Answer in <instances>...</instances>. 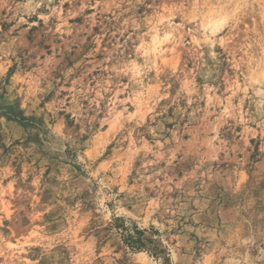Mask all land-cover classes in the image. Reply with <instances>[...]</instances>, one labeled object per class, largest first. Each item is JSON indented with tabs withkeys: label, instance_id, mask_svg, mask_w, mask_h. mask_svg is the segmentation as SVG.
I'll use <instances>...</instances> for the list:
<instances>
[{
	"label": "rangeland",
	"instance_id": "1",
	"mask_svg": "<svg viewBox=\"0 0 264 264\" xmlns=\"http://www.w3.org/2000/svg\"><path fill=\"white\" fill-rule=\"evenodd\" d=\"M0 264H264V0H0Z\"/></svg>",
	"mask_w": 264,
	"mask_h": 264
}]
</instances>
